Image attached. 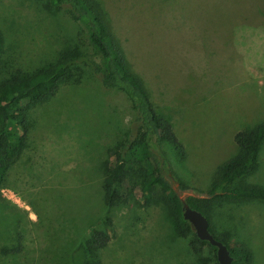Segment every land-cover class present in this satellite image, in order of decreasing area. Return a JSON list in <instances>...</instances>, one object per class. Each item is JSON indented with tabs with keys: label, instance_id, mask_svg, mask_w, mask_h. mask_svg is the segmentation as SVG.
Wrapping results in <instances>:
<instances>
[{
	"label": "rangeland",
	"instance_id": "374dc122",
	"mask_svg": "<svg viewBox=\"0 0 264 264\" xmlns=\"http://www.w3.org/2000/svg\"><path fill=\"white\" fill-rule=\"evenodd\" d=\"M97 1L112 43L182 144L183 156L162 145L179 178L174 189L180 198L209 199L214 171L236 153L233 135L264 121V0ZM44 3L0 0L7 68L44 67L64 46L101 67L79 24ZM77 65L80 81L60 85L30 112L27 146L0 190V249L18 239L22 250L0 253V264H77L80 244L100 228L108 235L101 264H211L200 260L210 248L191 255L190 237L174 234L159 204L93 205L98 185L90 169L114 165L107 149L121 138L131 110L122 92L100 86L89 64ZM257 161L229 186L264 188V140ZM203 203L214 233L246 246L250 264H264V201Z\"/></svg>",
	"mask_w": 264,
	"mask_h": 264
},
{
	"label": "trees",
	"instance_id": "16d2710c",
	"mask_svg": "<svg viewBox=\"0 0 264 264\" xmlns=\"http://www.w3.org/2000/svg\"><path fill=\"white\" fill-rule=\"evenodd\" d=\"M43 6L62 12L79 24L88 45L98 56L101 67L89 62L81 52L64 46L44 67L30 71L8 69L3 63L4 39L0 31V75H3L0 76V190L7 185L9 169L27 146L33 127L29 119L30 112L54 95L60 85L79 82L83 71L77 63H86L97 74L103 89H115L125 95L131 110V118L121 130V138L107 149L114 156V165L108 168L103 163L95 167L94 171L90 169L89 175L98 185L93 205L98 202L113 208L130 201H140L144 206L159 204L167 217L172 219L174 234L178 238L190 237L188 252L201 257L202 246L207 245L211 255L200 260L218 264L215 248L207 241L199 240L190 224L182 218L181 207L184 202L207 218L209 232L226 246L232 264H250L252 254L246 246L231 243L225 235L214 233L203 202L242 199L264 201L263 187L243 183L229 186L256 169L258 149L264 140V121L245 127L233 135L236 153L214 171L207 189L209 199L201 202L190 196L180 198L174 189V183H179V178L169 165L162 145L165 142L171 144L183 156L182 144L175 137L168 121L156 114L149 95L135 74L129 71L118 47L112 43L99 2L46 0ZM76 175L79 180L84 179L83 173L76 172ZM133 189H137V197ZM0 199L3 200L1 195ZM105 222L111 223L108 217ZM107 241L108 235L104 228L92 229L80 244L77 264H101L99 251ZM21 250L17 239L11 249H0V253L16 255Z\"/></svg>",
	"mask_w": 264,
	"mask_h": 264
},
{
	"label": "water",
	"instance_id": "95a60500",
	"mask_svg": "<svg viewBox=\"0 0 264 264\" xmlns=\"http://www.w3.org/2000/svg\"><path fill=\"white\" fill-rule=\"evenodd\" d=\"M182 218L186 220L199 240L207 241L215 248V258L218 264H232V258L226 246L212 235L208 230V220L199 211L182 204Z\"/></svg>",
	"mask_w": 264,
	"mask_h": 264
}]
</instances>
